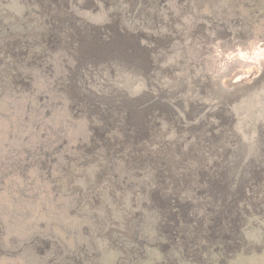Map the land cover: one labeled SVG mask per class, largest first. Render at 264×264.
<instances>
[{
	"label": "rangeland",
	"instance_id": "rangeland-1",
	"mask_svg": "<svg viewBox=\"0 0 264 264\" xmlns=\"http://www.w3.org/2000/svg\"><path fill=\"white\" fill-rule=\"evenodd\" d=\"M0 264H264V0H0Z\"/></svg>",
	"mask_w": 264,
	"mask_h": 264
}]
</instances>
